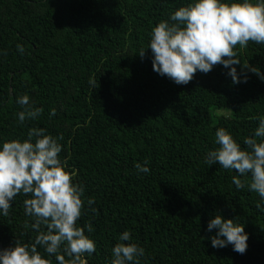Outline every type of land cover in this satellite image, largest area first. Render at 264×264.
<instances>
[{
    "label": "trees",
    "instance_id": "trees-1",
    "mask_svg": "<svg viewBox=\"0 0 264 264\" xmlns=\"http://www.w3.org/2000/svg\"><path fill=\"white\" fill-rule=\"evenodd\" d=\"M190 2L0 0V147L27 139L33 127L63 137L60 157L85 189L78 226L90 222L94 229L85 228L96 244L86 264H111L124 231L131 235L125 243L145 249L140 264H264V199L238 190L234 170L204 162L218 147V128L243 148L264 117V81L242 69L249 64L264 74V44L237 46L240 83L223 65L197 71L187 85L159 75L146 49L151 30ZM23 95L44 112L21 123ZM137 163L150 171L138 172ZM27 198L18 194L9 215L0 212V249L17 239L34 242ZM216 214L244 225L245 254L212 247L218 230L207 225Z\"/></svg>",
    "mask_w": 264,
    "mask_h": 264
},
{
    "label": "clouds",
    "instance_id": "clouds-1",
    "mask_svg": "<svg viewBox=\"0 0 264 264\" xmlns=\"http://www.w3.org/2000/svg\"><path fill=\"white\" fill-rule=\"evenodd\" d=\"M249 42L264 44V0H191L178 8L170 20L162 19L152 28L146 49L151 50L153 70L177 85H187L197 71L206 74L217 65L229 68L228 75L236 84L241 82L234 67L241 64L236 48L244 49ZM146 49L138 55L143 58ZM17 50L24 53L22 45L18 44ZM242 69L264 81L258 67L243 64ZM247 78L245 72L243 82ZM17 103L22 108L18 113L21 123L35 120L44 112L30 103L28 95L19 97ZM55 114V109L49 113ZM258 119L253 135L244 138L243 148L229 131L218 128V147L207 153L204 162L234 170L238 175L232 177V183L238 190L247 187L264 199V117ZM62 139L47 134L44 128L33 127L27 139L4 141L0 147V212L7 217L11 201L22 193L29 197L24 200L25 215L33 218L30 227L38 233L32 243L17 239L13 247L0 249V264H52L38 246L47 256H54L57 264H86L85 254L96 251L95 241L85 234V228L89 233L94 230L92 224L78 226L85 208V189L73 182L67 161L60 157L62 145L58 141ZM135 167L138 172L150 171L139 163ZM94 203V199H87L88 206ZM213 229L218 231L210 237L212 247L231 245L233 251L246 253L249 237L243 224L216 214L207 225L209 232ZM119 240L112 248L111 264H140L145 249L125 243L131 240L128 231Z\"/></svg>",
    "mask_w": 264,
    "mask_h": 264
}]
</instances>
